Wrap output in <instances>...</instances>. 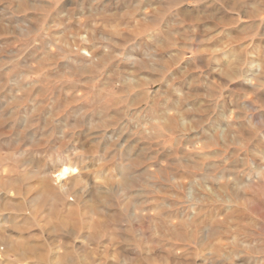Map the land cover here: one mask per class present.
I'll use <instances>...</instances> for the list:
<instances>
[{"label":"rangeland","instance_id":"374dc122","mask_svg":"<svg viewBox=\"0 0 264 264\" xmlns=\"http://www.w3.org/2000/svg\"><path fill=\"white\" fill-rule=\"evenodd\" d=\"M0 264H264V0H0Z\"/></svg>","mask_w":264,"mask_h":264},{"label":"bare ground","instance_id":"6f19581e","mask_svg":"<svg viewBox=\"0 0 264 264\" xmlns=\"http://www.w3.org/2000/svg\"><path fill=\"white\" fill-rule=\"evenodd\" d=\"M62 169V170H61ZM68 169L66 167H62L60 168L55 175L56 179H60L62 177H64V175L67 173Z\"/></svg>","mask_w":264,"mask_h":264}]
</instances>
